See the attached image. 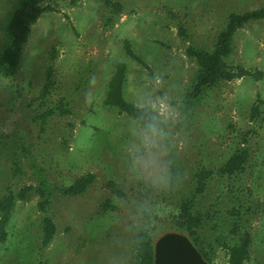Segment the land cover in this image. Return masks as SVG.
<instances>
[{"label": "rangeland", "instance_id": "374dc122", "mask_svg": "<svg viewBox=\"0 0 264 264\" xmlns=\"http://www.w3.org/2000/svg\"><path fill=\"white\" fill-rule=\"evenodd\" d=\"M19 1L0 0V54ZM112 1L121 5L118 13L102 0H48L16 73L0 68V200L44 187L56 224L43 245L39 195L32 190L18 199L0 264H137L139 230L150 224L144 213H176L202 169L211 175L193 210L203 217V251L212 264H230L229 246L248 232L244 264H264V78L224 81L185 103L198 70L188 47L212 48L231 12L264 8V0ZM228 60L264 72V20L238 30ZM119 62L127 67L125 98L153 106L163 124L162 182L146 180L133 165L141 124L104 104ZM243 142L244 170L222 174ZM87 174L94 181L84 193L63 194Z\"/></svg>", "mask_w": 264, "mask_h": 264}, {"label": "trees", "instance_id": "16d2710c", "mask_svg": "<svg viewBox=\"0 0 264 264\" xmlns=\"http://www.w3.org/2000/svg\"><path fill=\"white\" fill-rule=\"evenodd\" d=\"M102 1L105 7L114 13H118L121 10L119 3H114L112 0ZM47 3L48 0H20L9 17L7 22L8 42L0 54V68L7 74H14L18 70L32 26L45 11L50 9ZM258 20H264V8L245 12H231L228 15L224 28L218 33L212 48L188 47L187 54L194 59L198 65V70L185 95V103L187 105L191 106L203 96L207 89L221 82L245 77H251L257 81L264 78L263 71L251 70L243 66H233L228 60L234 51V39L238 30L244 27L245 24ZM125 48L129 55L135 56L129 41L125 42ZM126 72L127 67L124 62H119L115 65L104 104L117 108L120 112L132 117L141 124L142 128L147 124H153L159 129L162 128L163 124L159 119L157 110L153 106L140 107L125 98L124 85ZM59 109L65 111L62 109V106ZM257 111L258 107H253L255 114ZM50 113L51 111L47 112V114ZM245 136L248 138L247 135ZM247 138L244 139V142ZM244 142L242 146H238L228 161L221 167L222 174L234 176L244 170L249 160V149L245 147ZM170 170L171 186L174 187L178 177L177 166L172 165ZM210 175L211 172L205 169L198 170L195 173L194 192L183 198L176 213L164 217L155 215L153 218L149 214L144 213L145 220L150 224L139 230L140 234L136 249L137 264L154 263V242L159 233L164 230H176L188 235L203 257L211 263V260L203 251L200 244L198 230L203 224V217L200 212L193 210L196 207L198 195H201L206 189V182ZM93 181V174L81 176L62 192L71 196L80 195L88 189ZM32 190H36L40 197L38 208L42 214V243L43 245H48L53 240L56 234V224L49 214L51 200L48 191L41 186H26L19 193H9L0 200V245L7 241L8 226L16 201L18 199H25ZM106 203L105 207L107 208L110 204L109 201ZM250 236L246 232L239 237L236 243L229 246L230 264H244L248 256L249 246L251 245Z\"/></svg>", "mask_w": 264, "mask_h": 264}, {"label": "clouds", "instance_id": "9594fccd", "mask_svg": "<svg viewBox=\"0 0 264 264\" xmlns=\"http://www.w3.org/2000/svg\"><path fill=\"white\" fill-rule=\"evenodd\" d=\"M140 143L133 153V165L139 167L146 180L162 182L167 178V162L163 159V132L147 124L138 133Z\"/></svg>", "mask_w": 264, "mask_h": 264}, {"label": "water", "instance_id": "95a60500", "mask_svg": "<svg viewBox=\"0 0 264 264\" xmlns=\"http://www.w3.org/2000/svg\"><path fill=\"white\" fill-rule=\"evenodd\" d=\"M153 264H211L185 233L168 230L154 242Z\"/></svg>", "mask_w": 264, "mask_h": 264}]
</instances>
